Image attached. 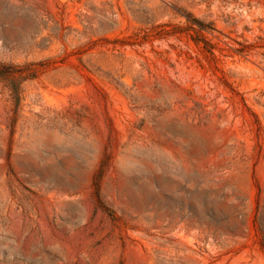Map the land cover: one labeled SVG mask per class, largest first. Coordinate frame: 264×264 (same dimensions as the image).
<instances>
[{
    "label": "rangeland",
    "instance_id": "obj_1",
    "mask_svg": "<svg viewBox=\"0 0 264 264\" xmlns=\"http://www.w3.org/2000/svg\"><path fill=\"white\" fill-rule=\"evenodd\" d=\"M0 264H264V0H0Z\"/></svg>",
    "mask_w": 264,
    "mask_h": 264
}]
</instances>
